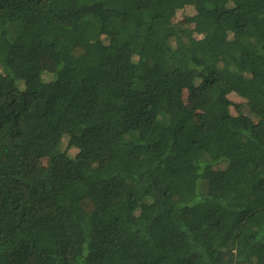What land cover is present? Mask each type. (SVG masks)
Masks as SVG:
<instances>
[{
	"label": "trees",
	"instance_id": "1",
	"mask_svg": "<svg viewBox=\"0 0 264 264\" xmlns=\"http://www.w3.org/2000/svg\"><path fill=\"white\" fill-rule=\"evenodd\" d=\"M0 264H264V0H0Z\"/></svg>",
	"mask_w": 264,
	"mask_h": 264
},
{
	"label": "rangeland",
	"instance_id": "2",
	"mask_svg": "<svg viewBox=\"0 0 264 264\" xmlns=\"http://www.w3.org/2000/svg\"><path fill=\"white\" fill-rule=\"evenodd\" d=\"M229 98H230V100H231L232 102H234V103H239V102L242 101L241 99H239V98L236 97L235 95H231V96H229ZM41 165H44V163L41 164ZM34 173H37V172L34 171Z\"/></svg>",
	"mask_w": 264,
	"mask_h": 264
}]
</instances>
